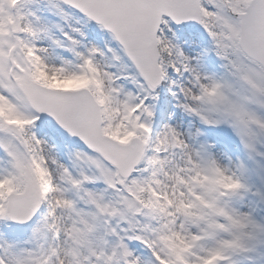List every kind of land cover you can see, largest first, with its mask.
<instances>
[{"label":"snow or ice","instance_id":"1","mask_svg":"<svg viewBox=\"0 0 264 264\" xmlns=\"http://www.w3.org/2000/svg\"><path fill=\"white\" fill-rule=\"evenodd\" d=\"M0 264H264V0H0Z\"/></svg>","mask_w":264,"mask_h":264},{"label":"rangeland","instance_id":"2","mask_svg":"<svg viewBox=\"0 0 264 264\" xmlns=\"http://www.w3.org/2000/svg\"><path fill=\"white\" fill-rule=\"evenodd\" d=\"M69 83H71V82H69Z\"/></svg>","mask_w":264,"mask_h":264}]
</instances>
